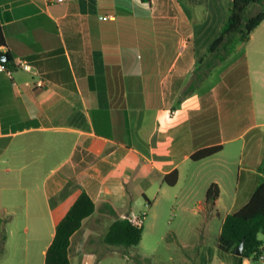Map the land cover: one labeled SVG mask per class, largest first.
Wrapping results in <instances>:
<instances>
[{
	"label": "crops",
	"instance_id": "crops-1",
	"mask_svg": "<svg viewBox=\"0 0 264 264\" xmlns=\"http://www.w3.org/2000/svg\"><path fill=\"white\" fill-rule=\"evenodd\" d=\"M174 1L165 15L163 0H0V51L15 65L0 71V264H45L81 189L96 209L71 236L70 262L113 264L114 256L132 257L104 243L110 226L140 216L133 218L138 207L154 209L166 175L178 172L175 186L183 171L202 183L196 166L243 142L232 208L220 211L218 177L206 181V191L219 186L215 203L199 200L192 210L204 212L205 225L220 221L217 238L264 181L262 72L247 57L223 69L214 61L220 53L199 57L192 18L174 16L182 15ZM209 147L222 149L192 160ZM221 165L232 172V162ZM231 257L221 256L235 264Z\"/></svg>",
	"mask_w": 264,
	"mask_h": 264
},
{
	"label": "rangeland",
	"instance_id": "rangeland-1",
	"mask_svg": "<svg viewBox=\"0 0 264 264\" xmlns=\"http://www.w3.org/2000/svg\"><path fill=\"white\" fill-rule=\"evenodd\" d=\"M154 1L157 2V0ZM163 1H165L164 14L167 15L168 0ZM174 2L182 12V15L176 13L174 16L181 18L185 13L192 18V23L195 25V48L198 56L206 54L212 57L213 54L208 52L209 47L227 22L232 1L176 0ZM263 8L264 0L257 5L250 6L246 14L248 17L254 16ZM225 56L227 55L222 51L214 60L219 64L220 69L235 65L247 57L251 62L252 70L262 72V75L258 76L263 82L259 80L256 86L261 96L259 99L264 103V22L252 33L247 42L232 47L230 55ZM199 68L204 69L201 64ZM240 95H242L240 99H244L242 91ZM229 98L232 99V95ZM242 143L235 142L234 145H228L223 156L198 164L196 167L202 175V183L194 184L189 180L188 171H183V178L177 186L167 185L163 190L157 191L159 203L154 209L136 208L133 218L137 215L145 218L142 241L140 245L124 251L128 253V257H132L131 261H127V257L117 255L111 258L113 264H140L136 258H141V262L145 264H225L227 261L221 258L224 252L215 248L221 228L220 221L215 219L205 225L203 223L204 212L193 214L192 210L198 205L199 200L205 203L206 181L209 182L218 177L222 178L223 186L220 211L224 215L232 208L237 191L239 166L237 155L242 151ZM231 151H235L234 157ZM223 159L232 162L229 166L232 172H221ZM192 171L191 169L190 172ZM245 193H248V189H245L244 193L243 189L240 191V199ZM205 208L209 211L207 206ZM231 259L234 260L232 257ZM251 262L252 264H264L258 260H251Z\"/></svg>",
	"mask_w": 264,
	"mask_h": 264
},
{
	"label": "trees",
	"instance_id": "trees-1",
	"mask_svg": "<svg viewBox=\"0 0 264 264\" xmlns=\"http://www.w3.org/2000/svg\"><path fill=\"white\" fill-rule=\"evenodd\" d=\"M143 3H151V0H140ZM262 0H233L228 20L222 32L215 38L208 52L213 55L224 51L228 56L231 48L247 42L252 33L264 22V8L248 17L247 10L252 5H257ZM4 28L0 22V49L6 47ZM8 62L1 63L6 68L13 69V57L6 53ZM209 70L215 63L208 64ZM222 147H209L202 149L192 156V160L201 161L210 158L220 152ZM261 170V169H260ZM264 174V166L262 167ZM168 186H175L178 182V172L174 171L164 177ZM220 189L217 184H212L206 193V204L212 206L218 199ZM95 204L87 194L81 192L65 216L56 226L55 237L46 253L45 264H71L68 251L71 236L81 228L85 219L95 212ZM114 214V210H110ZM144 233V226L137 227L131 218L116 220L109 228L104 243L129 249L140 244ZM264 233V181L255 189L248 202L234 213L226 216L221 233L217 238V248L232 256L236 264H242L244 260H258L263 242L260 234ZM4 238H0V244ZM243 243V254L234 255L235 249ZM141 261V258H137Z\"/></svg>",
	"mask_w": 264,
	"mask_h": 264
},
{
	"label": "built area",
	"instance_id": "built-area-1",
	"mask_svg": "<svg viewBox=\"0 0 264 264\" xmlns=\"http://www.w3.org/2000/svg\"><path fill=\"white\" fill-rule=\"evenodd\" d=\"M50 2L62 3V2H64V0H50ZM20 66L25 71H31V69H32L31 65H29L26 62L20 63ZM3 70H4V66L0 64V71H3ZM7 73L11 77V74H12L11 71H7ZM37 86L38 87L43 86V82L38 81ZM132 222L135 226L141 227L143 225V218L141 216H138V217L134 218L132 220ZM258 261H260L261 263H264V245L261 249V253L258 255Z\"/></svg>",
	"mask_w": 264,
	"mask_h": 264
},
{
	"label": "water",
	"instance_id": "water-1",
	"mask_svg": "<svg viewBox=\"0 0 264 264\" xmlns=\"http://www.w3.org/2000/svg\"><path fill=\"white\" fill-rule=\"evenodd\" d=\"M0 62L1 63H7L8 62L7 55L2 51H0ZM243 246H244L243 243H241L240 246L237 249H235L234 255L241 256L243 254Z\"/></svg>",
	"mask_w": 264,
	"mask_h": 264
}]
</instances>
